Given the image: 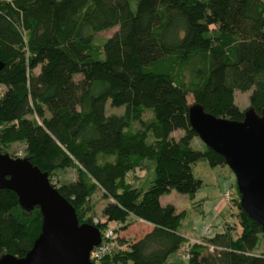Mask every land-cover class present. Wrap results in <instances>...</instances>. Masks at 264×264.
Returning <instances> with one entry per match:
<instances>
[{"label": "trees", "instance_id": "1", "mask_svg": "<svg viewBox=\"0 0 264 264\" xmlns=\"http://www.w3.org/2000/svg\"><path fill=\"white\" fill-rule=\"evenodd\" d=\"M135 4L0 0V83L6 86L0 145L23 140L26 156L51 181L58 169L76 168L72 180L52 183L76 207L80 222L97 224L103 235L113 221L126 228L130 215L153 224L137 239L119 238L126 247L116 239L94 264H166L180 248H188V264H264V247L257 250L264 233L242 207L240 192L238 222L197 242L181 231L185 210L161 201L173 189L194 196L203 185L193 171L200 160L226 163L212 147L192 145L198 134L189 95L234 119L244 118L237 89H251L250 105L264 106V0ZM113 28L100 41L98 35ZM108 101L124 105V112H108ZM178 128L185 130L181 136L173 134ZM150 158L155 177L142 188L128 175ZM99 189L108 199L104 220L89 215ZM42 223L39 206L25 209L16 191L0 187V255H25Z\"/></svg>", "mask_w": 264, "mask_h": 264}, {"label": "water", "instance_id": "2", "mask_svg": "<svg viewBox=\"0 0 264 264\" xmlns=\"http://www.w3.org/2000/svg\"><path fill=\"white\" fill-rule=\"evenodd\" d=\"M5 61L0 59V70ZM189 119L197 134L216 151L236 175L241 205L264 233V106L244 110L243 119L219 116L194 101ZM0 187L17 192L28 210L39 206L43 214L40 234L22 256L0 255V264H94L91 250L102 241L100 227L80 222L76 207L27 156H14L0 148Z\"/></svg>", "mask_w": 264, "mask_h": 264}, {"label": "rangeland", "instance_id": "3", "mask_svg": "<svg viewBox=\"0 0 264 264\" xmlns=\"http://www.w3.org/2000/svg\"><path fill=\"white\" fill-rule=\"evenodd\" d=\"M136 0H133V6L135 7ZM118 28H113V29H108L105 30L104 32H101L98 36L101 39L110 37ZM40 66L35 69V71L39 70ZM6 86L2 83H0V94L3 93L5 90ZM251 89L247 90H236V102L239 104V106L245 110L249 105V95L251 93ZM189 102H193V96L189 95ZM125 110V106H113L111 104V101H108L107 103V111L108 112H116V113H122ZM153 113V111L151 110ZM185 130L182 128H178L175 130V135L176 136H181L184 134ZM152 137H150V140ZM192 145L195 148L198 149H206L207 144L202 140V138L199 135L194 136L192 139ZM0 148L2 151L9 152L14 156H26V151H25V142L22 140L17 141V142H12L10 144H1ZM147 168H146V174L145 177L138 182V185L141 186L142 188L148 187L155 177V161L153 159H147L146 160ZM222 173V174H221ZM226 175H225V174ZM194 174L198 177H203L204 180V185L202 187L208 188L210 191H212V195H219L221 188L223 190L225 189H231V191L234 193V196L238 194L239 196V190H238V185H237V179L234 171L232 168L227 164L224 163L223 166L218 165V166H212L208 163L207 160L203 159L200 160L198 163L195 164L194 166ZM222 176H227L226 179H220L218 178L221 175ZM77 176V171L76 168L74 167H68V168H62L58 169L56 172L52 174V181L54 183H61L63 181H69L72 180ZM221 182V183H220ZM234 183V184H233ZM218 192V193H217ZM236 193V194H235ZM206 195V194H205ZM201 197L200 195L197 197ZM162 200L164 203L166 202H172L176 204L180 210H185L186 211V220L187 222L193 223V233L201 235L203 231V226L204 224H208L209 216L212 213V209L210 206V199L205 200L203 199L201 204L194 202L193 199L189 196L188 193L185 192H180L176 189H173L169 193H165L161 196ZM108 199H106L103 196V191L102 189L97 190V192L92 196L91 198V203L93 204V209L89 211V215L94 217V220H98V218L105 219L104 216L102 215V209L107 202ZM218 201V199H217ZM234 202V201H232ZM231 202V203H232ZM203 204H206L201 208ZM227 205V204H226ZM232 205H234L232 203ZM230 209V204H228V211ZM234 210H238V205L236 204L234 207ZM232 211V209H231ZM100 214L102 216H100ZM128 220L130 221L129 225L126 228H118V223L117 222H111V226H114L116 228V242L120 243L119 238L121 239L122 242L130 241L132 239H137L138 237L142 236L145 232L149 230L148 227H146L145 221H143L140 218L135 217L134 215H130L128 217ZM208 222V223H207ZM189 224V223H188ZM195 225V226H194ZM120 226V225H119ZM197 239H193L192 241H196ZM199 239L198 241H200ZM121 244V247H126L125 244ZM120 244H118V248L120 247ZM257 250H262L264 247V236L260 235L259 242L257 244ZM117 247V246H116ZM184 248H180L179 250L175 251L170 255L168 260L166 261V264H170L172 261H176L179 264H188L186 258L184 257Z\"/></svg>", "mask_w": 264, "mask_h": 264}, {"label": "crops", "instance_id": "4", "mask_svg": "<svg viewBox=\"0 0 264 264\" xmlns=\"http://www.w3.org/2000/svg\"><path fill=\"white\" fill-rule=\"evenodd\" d=\"M173 134L175 135V131H174ZM219 165L223 166V164H219ZM194 166H195V164H194ZM194 166H193V171H194ZM216 166H218V165H216ZM146 168H147V164H146V161H145L142 166L134 169L133 171H131L129 173L128 179L130 181H132L134 184L138 185V182L141 181L145 177ZM226 177L227 176H222L221 175V178H220V176L218 178L221 181V179H224V178L226 179ZM201 178L203 179V177H201ZM204 180L205 179H203V185H204ZM202 186L196 191L194 196L191 197V198H194L193 201L197 202L199 204H201L203 199L205 200V202H206V200L210 199L209 200L210 201V206H211V209L213 211H212V213L210 214V216L208 218V220H209L208 222L209 223L207 222L208 224H206V223L204 224L203 231H202L201 235L193 233V229H194L193 223H191L190 221L187 222L186 214H185V217H184V219L182 221V225H181V231L183 232V234H185L189 238L190 242H193L192 241L193 239L194 240L195 239L203 240V238H205L206 236H212L216 232H223V231L226 230V228H227L229 223H237L238 222L237 211L234 210V207L236 205V198L238 197V194L234 196V193L231 191L232 192L231 198L228 199V198H226V196H224V192L226 190H231V189L228 188V189L223 190V188H221V191H220L219 195H217V194L216 195H212V191H210L211 189L209 190L208 188L202 187ZM199 195L201 197L197 198ZM217 199H218V201H217ZM161 201L163 202L162 198H161ZM232 201H234V202H232ZM231 202L234 205H232ZM166 203H168V202H166ZM228 204H230V209L228 211H226L228 209ZM204 205H206V204H203L200 209H202V207ZM177 209L179 211H182V210L179 209L178 206H177ZM231 209H232V211H231ZM143 221H145L146 227H148L149 230L152 229L153 224L151 222L146 221V220H143ZM208 227H209V230H208ZM238 229H240L239 225H238ZM197 240L194 241V242H197ZM172 262H174V261H172Z\"/></svg>", "mask_w": 264, "mask_h": 264}, {"label": "built area", "instance_id": "5", "mask_svg": "<svg viewBox=\"0 0 264 264\" xmlns=\"http://www.w3.org/2000/svg\"><path fill=\"white\" fill-rule=\"evenodd\" d=\"M232 192L231 190H226L224 192V196L226 198H231ZM209 230V227H208ZM102 241L100 244L95 246L91 250V258L93 259H98L100 258L105 252H108L112 250V248L115 246V240H116V229L114 226L109 225L106 230L104 231V235L102 234ZM198 241V240H197ZM190 255L188 248L185 250L184 257L188 258Z\"/></svg>", "mask_w": 264, "mask_h": 264}]
</instances>
